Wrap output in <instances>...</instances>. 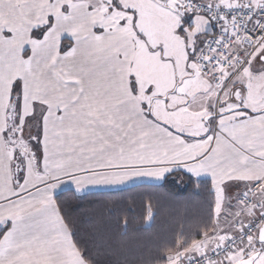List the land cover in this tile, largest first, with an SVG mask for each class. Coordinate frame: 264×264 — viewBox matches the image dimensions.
Listing matches in <instances>:
<instances>
[{"label":"crops","instance_id":"crops-1","mask_svg":"<svg viewBox=\"0 0 264 264\" xmlns=\"http://www.w3.org/2000/svg\"><path fill=\"white\" fill-rule=\"evenodd\" d=\"M147 1L150 4V13L161 17L167 23L171 21L173 29H170L168 23L164 33L166 38L174 39L173 43L167 46L158 41L151 44L144 35H138V24L135 22L134 26L132 14L127 11L111 14L114 17L104 23L112 28V33L107 37L103 34L95 37L91 28L100 20V14L86 13L85 2L84 6L71 5L67 16L60 11V7L62 3H70V0H60L56 5H49L47 0H35L28 8L30 23L36 24V27L47 25L49 15L54 17L51 29L36 48L37 54L56 55L58 49L63 48L65 44L72 46L74 39L79 41L81 46L88 43L94 47H110L118 43L116 50L126 53L118 91L100 102L101 107L107 104L116 109L119 106V119L126 125L123 135L111 138L104 145L84 149L74 148L66 142L55 149V155L49 165L40 168V177L35 176L28 168L23 170L21 179L25 183L20 185L23 195L18 199H8L16 196V181L7 143L0 140V219L4 222L16 221L22 215L24 222L35 225L34 234H39L42 240L47 241L46 245L41 244L40 249L29 251L25 257L28 264H86L75 247L72 234L56 204V198L66 192H72L80 198L93 194H117L142 186L159 187L175 173H182L197 182L209 181L212 192L215 189V224L212 233L204 235L188 250H181L178 254L170 256L167 264L179 263L185 254L197 257L210 253L224 243V230L231 224L224 223L221 228L217 227L216 214L219 209L224 212L243 210L246 216L244 226L256 217L254 211L241 207L238 196L257 179L260 183L264 181V169L244 171L237 168L221 175L218 170L210 169L203 163V154L209 141L203 140L202 133L207 129L201 122V117L206 123L207 118L213 115V112L208 110V105L215 107L216 103L226 102L232 96L234 88L219 97L218 88L198 73L188 76L184 70V42L179 43V37L175 34L180 18L176 12L162 7L158 0ZM201 1L222 7L264 4V0ZM125 18L128 21L125 26L118 27L119 20ZM112 21L116 23L113 24ZM195 24L193 31L199 30L203 25L198 19ZM62 36L66 38L61 40ZM85 36L88 37L86 42L83 39ZM154 45L162 46L153 50ZM6 51L7 44L0 40L1 64L7 61ZM130 77L134 78L135 88ZM177 78L184 80L182 88ZM245 81L238 79L235 87H240ZM149 85L154 88L151 95H146ZM185 87L187 88L184 89ZM173 91L187 92L188 100L195 97L196 102L185 107L186 101L180 95L173 94ZM158 96L163 98L158 99ZM165 99L169 103L165 104ZM143 103H149L150 106L144 109L141 107ZM2 107L3 104H0V131L5 127ZM151 110L155 115L152 114L154 120L148 117ZM41 177H46L51 182L45 183ZM226 180L245 183L225 195L221 184ZM151 220L152 215L148 226L151 225Z\"/></svg>","mask_w":264,"mask_h":264},{"label":"snow or ice","instance_id":"snow-or-ice-1","mask_svg":"<svg viewBox=\"0 0 264 264\" xmlns=\"http://www.w3.org/2000/svg\"><path fill=\"white\" fill-rule=\"evenodd\" d=\"M34 2L35 0H0V22L6 18L11 19L24 14ZM47 2L49 5H56L60 0H47ZM164 2L167 3L169 0ZM73 4L84 6L83 0H70V3L61 4L60 11L67 16L68 9ZM173 6L176 13H183L175 34L183 37L186 57L185 73L188 76H195L196 66L199 65L201 77L210 75L212 80L219 84L223 73L213 69L217 66L228 68L231 57L229 61H220L218 57L222 53V48L218 45H221L222 41H209L202 37L216 34L217 30L226 37L228 32L225 30L224 18L222 15H213L212 6L202 4L200 0H181ZM216 8L219 10L220 5ZM103 9L107 11L103 12ZM121 11L131 12L132 9H125L120 0H98L95 5L87 4L86 13L100 14V20L91 28L94 36L100 37L103 34L107 37L111 34L112 28L104 21L108 20L114 12ZM198 15L203 16L208 24L201 25L199 30L189 35L196 27L195 21ZM258 17H264V7L258 8L252 17L255 20L252 29H245L253 40L264 37V19ZM47 19V25L31 29L35 39L44 40L51 29L54 17L49 15ZM137 19L138 17L134 15V26ZM227 19L231 20L232 17L228 16ZM127 22L126 18L120 19L117 26L122 28ZM112 23L115 24L116 21ZM137 34L143 36L140 32ZM65 38L62 36L61 40ZM83 39L86 42L88 37L85 36ZM261 43H264V40ZM214 46H216V55L209 56L208 53ZM248 46L252 47L250 44ZM259 46L257 44L255 48ZM118 47V43L110 47L102 45L94 47L88 43L81 46L80 42L74 39L72 46L58 49L56 55L40 53L39 60L33 56L24 77L16 78L11 85L7 106L4 108L6 127L0 131V140L13 149L19 140H26L33 153L30 158H34L37 167L41 168L49 165L55 155V149L66 142L74 148L84 149L89 146L104 145L111 138L123 135L126 125L119 119V106L116 109L107 104L100 106L101 101L118 91V85L123 76L122 65L126 59V53L123 50L117 51ZM160 47V45H154L153 50ZM255 48H252L253 52ZM24 50L30 52L27 45ZM247 55L248 59L244 60L236 72L228 77L225 84L232 82L234 77L248 65L249 60H252V53L249 52ZM27 59L28 57H25V60ZM33 62L35 67H32ZM253 63L255 64L252 70L254 75L259 76L264 73V51L255 56ZM130 79H133L135 88L134 78L130 77ZM179 85L182 88L184 80H179ZM4 88V82L0 81V103L3 100ZM153 88V85H149L146 95H151ZM224 91L222 87L220 94L223 95ZM135 94L133 91V95ZM173 94L180 95L186 101L185 107L196 102L195 97L188 100L187 92L173 91ZM33 95L41 98L33 99ZM167 103L169 101L165 99V104ZM29 105L31 110L25 114ZM262 105H264V99L252 102L251 89L247 86V81L240 87H234L232 96L226 102L220 103L219 108L208 105V110L214 112V115L209 116L206 123L201 117V122L207 129L202 133L203 140L209 141L203 154V163L207 167L218 170L221 175L235 171L237 168L244 171L264 169V106ZM149 106V103L141 105L144 109ZM148 117L155 119L151 113ZM33 123L38 125L36 135L29 134L31 131L29 126ZM172 131L175 133L174 129ZM250 141L251 146H249ZM18 156L19 150L15 149L12 159L16 160ZM22 162L23 157L17 161V163ZM24 183L23 179H17L14 188L16 196L8 199H18L22 196L20 185ZM244 183V181L234 183L232 180H226L221 187L227 195L229 191L237 189ZM259 183L260 180L257 179L251 187L255 188ZM248 191L249 189L245 188L244 193L241 194L242 198H247ZM213 195L215 196V189H213ZM261 219H264V216ZM246 228L254 230L257 238L253 241L251 231L242 233L244 244H246V247L242 248V259L246 264H264V232L251 225ZM34 232L35 225L24 222L22 215L16 221L4 222L0 219V264H28L25 257L29 251L40 249L41 244H47L46 240H42L41 236ZM235 247L233 244V248ZM218 252L219 250L214 252L213 256L218 255ZM232 255H235V252Z\"/></svg>","mask_w":264,"mask_h":264},{"label":"trees","instance_id":"trees-1","mask_svg":"<svg viewBox=\"0 0 264 264\" xmlns=\"http://www.w3.org/2000/svg\"><path fill=\"white\" fill-rule=\"evenodd\" d=\"M56 204L86 264H167L215 224L211 183L182 173L117 194L66 192Z\"/></svg>","mask_w":264,"mask_h":264},{"label":"rangeland","instance_id":"rangeland-1","mask_svg":"<svg viewBox=\"0 0 264 264\" xmlns=\"http://www.w3.org/2000/svg\"><path fill=\"white\" fill-rule=\"evenodd\" d=\"M157 1V0H156ZM85 4H97L98 0H83ZM181 0H169V2L165 3L164 0H158V3L163 5L165 9L168 8L171 11L176 12V9L174 8V3H180ZM202 3L208 4L205 1H201ZM120 3L124 6L125 9H132L130 12L132 14V17L135 15L138 17L136 20V23L138 24V30L145 36V38L151 43L156 44L158 41L159 43H162L163 46H167V44L173 43L172 37L166 38V34L164 33L165 26H170V29H173V25H171L170 22H166V20L162 19L159 16L153 15V13L149 12V2L147 0H120ZM103 12H106L107 10L103 9ZM28 12V8L24 12V14L20 15L19 17L8 19L6 18L3 22H0V40H2L4 43L7 44V61H3L1 64L0 62V81L4 82L5 88L3 90V100L2 103L3 107L1 110L4 112V108L7 106V97L10 94L11 85L15 81L16 78L20 77L23 78L26 71L29 67V62L32 61L33 56H36L39 60L38 54H37V46L43 42L42 40L35 39L34 36L31 34V29L36 27V24L30 23V15ZM128 12V11H127ZM178 17L180 18L183 13H176ZM114 15V14H112ZM110 15V18H113L114 16ZM108 19V20H109ZM197 19L199 22L202 21L203 25L208 24V21L205 20L203 17L197 16ZM118 21V20H117ZM199 28V27H198ZM188 29L186 28V32ZM197 31V30H196ZM196 31L191 30L189 35H192ZM211 31V30H210ZM177 40L179 43L183 44V37L178 36ZM166 38V39H165ZM177 43V41L175 42ZM28 46L30 48V52L25 51V46ZM162 46V45H160ZM69 45L65 44L63 48H68ZM264 49V48H263ZM5 56V54H4ZM25 57H28L27 60H25ZM255 59V58H254ZM254 59L249 63L248 67L246 68L245 72L240 76L239 80H246L247 86L251 89V97L252 102H257L258 100L264 99V73H261V75L256 76L253 74V69L255 68V64L253 63ZM32 67H35V63H32ZM43 83V81H41ZM24 87L23 79H22V88ZM185 87L184 89H186ZM227 97V95L225 96ZM33 99L41 98L37 97L36 95L32 96ZM224 102V101H222ZM220 102V103H222ZM220 103L217 104L215 108H219ZM264 106V105H262ZM30 105L25 110V114H27V111H30ZM42 110V109H41ZM151 114L154 115L153 110L150 111ZM214 115V112H213ZM155 116V115H154ZM4 119V116H3ZM38 125L36 123H33L30 125V135H36L37 127ZM6 127V125H5ZM9 154L12 160V169L14 173V179L15 181L17 179H21L23 175V169L28 168L31 173H33L35 176L40 177L42 174L41 169L37 167L36 160L32 157V149L27 144V141L24 139L19 140L18 143L15 144V149L19 150V156L16 160L12 159V154L15 151V149L8 147ZM37 155L38 150H37ZM23 157L22 163H17L20 158ZM40 179H43L45 183H50L51 181L48 180L46 177H41ZM43 184V182L41 183ZM236 216L238 219H235ZM246 216L245 212L241 211H234V212H224L222 209L218 210L216 214V222L217 227H222L224 223H230L231 225L228 226L226 230H224V236L225 240L228 238L234 236L240 228H243L246 224ZM244 224V225H243ZM224 240V241H225ZM246 247V246H245ZM182 255V254H181ZM189 254L183 255L181 259L179 260V263L182 264L184 261L191 259V257L195 258V255H191L189 258ZM242 249L235 252V255H232L231 257H228L222 264H235L237 262L242 261Z\"/></svg>","mask_w":264,"mask_h":264},{"label":"built area","instance_id":"built-area-1","mask_svg":"<svg viewBox=\"0 0 264 264\" xmlns=\"http://www.w3.org/2000/svg\"><path fill=\"white\" fill-rule=\"evenodd\" d=\"M205 5L212 6L213 15H222L225 20V30L228 32V35L225 37L220 33L219 30H217L216 34H210L206 39H208L209 41H222V44L218 45L222 48V53L219 55L218 59L220 61H229V57H231V60L229 61L228 68H221L217 66L213 69V71L223 73V75L220 77L219 84L212 80V77L210 75L203 76L202 78L208 81L213 86L217 87L220 93L221 88L223 87L225 89V94L235 87L238 79L245 72L249 63L264 48V43H261V41L264 40V37H257L256 40H253L252 36L245 31L246 28L248 30L252 29L255 24V20H253L252 17L256 14L258 8L264 7V4L261 6H254L251 4L228 7L220 6L219 10H217L216 8L217 5ZM228 16H231L232 19H227ZM258 18L264 19V17ZM249 44L252 47H249ZM257 44H259L260 46L258 48H255ZM252 48H255L254 52L252 51ZM249 52L252 53V60H249L248 65L244 67L243 71L240 72L239 75H236L234 77V80L232 82L225 84V81L228 80V77L232 73L236 72V70L240 67L244 60L248 59L247 54ZM208 55H216V46L212 48ZM196 67L197 73L200 75V66L197 65ZM223 95L220 94L219 97H222ZM246 188L249 189L248 196L246 199L242 198L241 194L244 193V189L238 196L239 204L242 208L252 210L256 213V217L252 219L246 226L251 225L253 226V228L261 230L264 227V219H261V217L264 216V181L262 183H259L255 188H252L251 186H248ZM257 221L259 222L257 223ZM246 226L240 228L234 236L225 240L224 243L219 245L214 251L186 260L182 264H222L230 255H232L233 252H237L238 250L246 246V244H244V237L242 236L243 232L251 231L253 241L257 238L256 232L254 230L247 229ZM233 244L236 246L235 248H233ZM217 250H219L218 255L213 256V253L217 252Z\"/></svg>","mask_w":264,"mask_h":264},{"label":"water","instance_id":"water-1","mask_svg":"<svg viewBox=\"0 0 264 264\" xmlns=\"http://www.w3.org/2000/svg\"><path fill=\"white\" fill-rule=\"evenodd\" d=\"M262 232H264V227L261 229ZM238 264H246V262H240Z\"/></svg>","mask_w":264,"mask_h":264},{"label":"flooded vegetation","instance_id":"flooded-vegetation-1","mask_svg":"<svg viewBox=\"0 0 264 264\" xmlns=\"http://www.w3.org/2000/svg\"><path fill=\"white\" fill-rule=\"evenodd\" d=\"M240 262H244V261L242 260V261H240ZM240 262H237V263H235V264H238V263H240Z\"/></svg>","mask_w":264,"mask_h":264}]
</instances>
